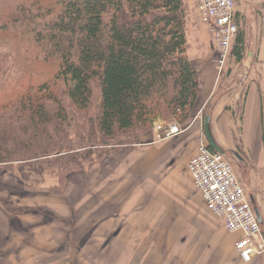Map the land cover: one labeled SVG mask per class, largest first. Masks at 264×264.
<instances>
[{"label": "trees", "instance_id": "trees-1", "mask_svg": "<svg viewBox=\"0 0 264 264\" xmlns=\"http://www.w3.org/2000/svg\"><path fill=\"white\" fill-rule=\"evenodd\" d=\"M9 21L25 27L53 71L0 105V173L37 164L63 185L136 145L156 118L191 117L200 89L183 0H37ZM244 44L240 31L239 62Z\"/></svg>", "mask_w": 264, "mask_h": 264}, {"label": "crops", "instance_id": "crops-1", "mask_svg": "<svg viewBox=\"0 0 264 264\" xmlns=\"http://www.w3.org/2000/svg\"><path fill=\"white\" fill-rule=\"evenodd\" d=\"M183 1L188 33H192L193 40L192 44L188 40L187 52L192 53L194 47L199 46L203 54L191 60L198 76V103L212 101L211 128L216 143L226 151L241 149L252 163L247 188L252 192L256 191L255 188L264 191V0H247V4L237 6L240 29L245 35L244 58L241 62L237 61L232 50L228 65L230 74L226 73L221 78H218L216 60L208 55V49L213 44L208 26L199 12L198 1ZM239 130L242 131V145L234 139ZM188 131L161 142L142 143L144 148L162 150L161 154L154 153L156 156L148 157L150 152L146 154L142 163L152 167L159 161L162 165L169 162V166L173 167L180 159L175 152L166 153L167 149L180 144L185 148L181 168L176 173H173L172 167L164 171L160 195L156 191V174L151 172L154 169L148 168L142 171L145 179L137 198L132 197L133 200L119 211L115 209L120 207L117 203L119 197L113 192L107 195L112 200H108L107 196L102 199L86 195L83 203L88 210L94 214L96 210L101 212L112 208L109 211L111 216L98 220L84 217L74 222L72 232L68 234H71V240L85 241L84 247H91L89 251H99V264H264V253L254 256L248 263L244 262L236 250V244L243 239V235L227 232L223 222L208 210L187 169L188 163L197 154L200 140L198 128ZM110 176L115 177V174ZM91 177L87 179L92 180ZM6 179H13L9 172L0 177L3 189L1 183ZM86 187H89L86 194L103 190V186L94 185L91 181ZM117 191L127 192L123 188ZM3 195L0 194V243L14 240L15 245L7 246L14 249L12 253L22 256L21 251L28 237L27 223H31L27 221L31 219L20 213L13 216L8 204L2 200ZM35 219L29 224L33 226L29 236L36 240V236L41 238L45 235L47 239L53 224H45L44 227L42 217L35 216Z\"/></svg>", "mask_w": 264, "mask_h": 264}, {"label": "rangeland", "instance_id": "rangeland-1", "mask_svg": "<svg viewBox=\"0 0 264 264\" xmlns=\"http://www.w3.org/2000/svg\"><path fill=\"white\" fill-rule=\"evenodd\" d=\"M34 1L37 0H0V105L8 97L26 91L31 82L48 79L47 75L51 77V72L53 71V67L49 63H46L45 57L40 54L33 38L26 35L25 27L16 29L9 21V16L18 7H30ZM38 1L41 2L42 0ZM49 1L51 5H54L56 2L68 0ZM242 3L247 4L248 2L247 0H237V6ZM33 9L37 12L38 7L35 6ZM56 11L59 12L60 8L58 7ZM56 11L52 14L53 17L56 16ZM187 20L186 13L187 40H190V44H192V33H188ZM206 41L208 42V38ZM194 48L192 53L187 52L190 61L203 55L201 47L195 46ZM208 55L216 60L218 54L213 46L211 48L209 47ZM230 70H227V75L230 74ZM95 99L93 110L98 106L97 98ZM211 102L207 104H199L197 102L191 117L185 123H180L177 118L171 121L164 120L160 117L156 118L153 121L150 131L138 137L136 145L124 147L119 153L108 155V157L103 158L102 162L94 165L87 171L68 175L63 185L59 184L56 171L45 170L37 164L25 166L14 165L13 170L9 171L13 179L2 180L3 182L1 184L5 189L0 187V194H4L2 200L8 204L13 216L20 213L30 218L31 220L27 222L31 223H27L26 231H28V237L21 251L23 255L17 256L15 253H12L14 249H10L7 246L10 244L15 245L14 240L0 243V264H99L98 261L101 259L98 256L99 251H89L91 247H84L85 241L71 240L70 237L72 236L68 234V232H72L74 222L83 220L84 217L98 220L111 216L109 215V211H112V208L111 210H102L101 212L96 210L97 213L94 212L93 214L91 210L86 208V204L83 203L86 197L95 196L105 199L108 194L111 195L113 192L114 196L119 197L117 203L119 202L120 207L115 208L116 211H119L128 201L133 200L132 197L134 199L137 198L138 191L142 190L141 183L145 179L142 176V171L147 170V168L148 170L154 169L151 172L154 171V174H156L154 179H156V191L159 194L161 191L160 188L163 185V179L165 178L163 176L165 174L164 171H168L172 166L171 164L169 166V162L162 165V161H159L153 167L152 165L146 166L145 163H142L145 161L148 152H150L149 155L147 154L148 157L156 156L154 153L161 154L162 152V150L157 151V149L150 150L144 148L142 143L155 142L156 124L171 125L176 123L183 129H191L187 133L198 128V139L205 138L204 119L211 112ZM241 132L239 130L234 134L235 142L240 145L243 142ZM137 145H141L142 147H138ZM167 151L166 153L175 152L177 158L180 159L172 167L174 169L173 173H176L182 166L183 155L186 152L185 148L180 144V146H174L171 149H167ZM226 152L229 159L233 161L237 174L245 184L249 197L254 199L252 203L253 208H257L260 214L264 216V191L260 188H255L256 191L252 192V190L247 188L249 175H251V161L248 160L247 155L239 148ZM232 152H236L240 159L235 158ZM4 173H0V177ZM111 174H115V177L110 176ZM90 177L92 180L87 179ZM90 181L94 185L103 186L102 192L95 190L94 193L86 194L88 191L86 189L89 188L86 185L89 186ZM165 183L169 186V183ZM170 184H174V182ZM52 188L58 189L60 192L52 191ZM119 188H123L127 192L119 193L117 191ZM107 198L108 200H112L111 197L107 196ZM35 216L42 217L44 227L45 224L50 226L51 223L53 224V229L48 232L47 239L45 235L41 238L36 236V240H33L29 236L30 227H33L29 224L34 223L36 220ZM261 227L264 231V222ZM56 229H58V232H56ZM86 243L95 244L93 242Z\"/></svg>", "mask_w": 264, "mask_h": 264}, {"label": "built area", "instance_id": "built-area-1", "mask_svg": "<svg viewBox=\"0 0 264 264\" xmlns=\"http://www.w3.org/2000/svg\"><path fill=\"white\" fill-rule=\"evenodd\" d=\"M203 22L208 26L211 42L218 56V78L226 74L232 59V49L241 24L236 0H197ZM174 123L156 124L155 142L184 134ZM194 185L201 192L208 210L219 218L229 233H240L243 239L236 244L240 258L248 263L264 253V237L252 201L233 161L228 156L212 151L205 138L198 144L197 154L187 166Z\"/></svg>", "mask_w": 264, "mask_h": 264}, {"label": "water", "instance_id": "water-1", "mask_svg": "<svg viewBox=\"0 0 264 264\" xmlns=\"http://www.w3.org/2000/svg\"><path fill=\"white\" fill-rule=\"evenodd\" d=\"M211 115L208 114L205 116V119H204V132H205V136H206V139L209 143V145L218 153L220 154H223V155H226V151H224L220 146H218V144L216 143L214 137H213V133H212V128H211ZM238 156V155H237ZM240 159V157H239ZM255 213H256V216L258 218V221L260 223V225H263V218L260 214V211L255 208ZM261 230H262V227H261ZM262 235L264 237V231L262 230Z\"/></svg>", "mask_w": 264, "mask_h": 264}, {"label": "flooded vegetation", "instance_id": "flooded-vegetation-1", "mask_svg": "<svg viewBox=\"0 0 264 264\" xmlns=\"http://www.w3.org/2000/svg\"><path fill=\"white\" fill-rule=\"evenodd\" d=\"M232 153H233L234 157L237 158L236 152H232ZM252 201L254 202V200H252Z\"/></svg>", "mask_w": 264, "mask_h": 264}]
</instances>
